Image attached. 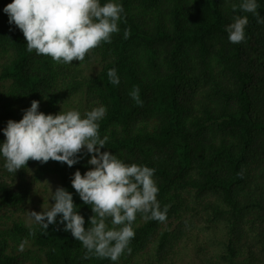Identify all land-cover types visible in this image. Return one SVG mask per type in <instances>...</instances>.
Listing matches in <instances>:
<instances>
[{
	"label": "trees",
	"instance_id": "16d2710c",
	"mask_svg": "<svg viewBox=\"0 0 264 264\" xmlns=\"http://www.w3.org/2000/svg\"><path fill=\"white\" fill-rule=\"evenodd\" d=\"M10 2L0 0V129L34 99L45 114L106 106L101 151L154 168L168 213L165 222L137 213L132 251L118 261L86 256L59 215L47 230L28 215L52 179L73 193L87 228L94 213L71 178L93 167L90 154L72 167L30 159L16 173L1 157L0 264H264V24L241 0H118L120 31L71 64L27 51L3 11ZM237 15L249 22L233 44L225 29Z\"/></svg>",
	"mask_w": 264,
	"mask_h": 264
},
{
	"label": "clouds",
	"instance_id": "9594fccd",
	"mask_svg": "<svg viewBox=\"0 0 264 264\" xmlns=\"http://www.w3.org/2000/svg\"><path fill=\"white\" fill-rule=\"evenodd\" d=\"M239 9L254 14L257 23L264 24L258 0H241ZM3 11L8 23L22 31L29 53L35 51L56 63L71 64L73 60L83 61L102 42L111 43L112 35L120 31L124 9L118 0H11ZM248 22L247 15H237L226 26L231 43L245 41ZM107 75L113 85L120 83L115 68ZM39 104L32 100L21 119H9L0 129L5 136L0 142L4 167L16 173L30 159L42 164L51 159L72 167L81 159L80 154H90L87 164L93 167L83 174L77 169L71 178L72 187L94 213L89 217L90 226L85 228V217L77 210L73 193L63 186L52 192L54 203L50 207L30 213L44 230L57 223L59 215L64 230L82 243L86 256L93 254L116 262L126 250L132 251L129 244L135 237L132 225L137 213L146 219L167 220L168 208L161 209L157 199L155 169L125 163L111 151H101L108 139L99 133L106 106L93 107L83 114L75 109L45 114Z\"/></svg>",
	"mask_w": 264,
	"mask_h": 264
},
{
	"label": "rangeland",
	"instance_id": "374dc122",
	"mask_svg": "<svg viewBox=\"0 0 264 264\" xmlns=\"http://www.w3.org/2000/svg\"><path fill=\"white\" fill-rule=\"evenodd\" d=\"M0 161H1V157H0ZM0 172H2V171L0 170ZM57 187H58L57 181L56 180L52 181V179H51L47 183V192H46V194L43 195V197L46 200L45 204L43 206H41L40 208L31 210L30 212H32V211L41 212V211H43V208L47 209L48 207H50V205L53 204L52 198L50 196H51L52 192H54L56 190ZM28 219L31 222L34 221L33 217L31 216V213H29Z\"/></svg>",
	"mask_w": 264,
	"mask_h": 264
}]
</instances>
